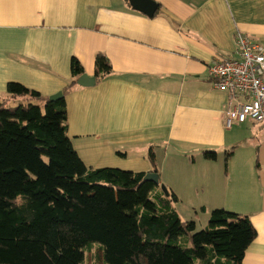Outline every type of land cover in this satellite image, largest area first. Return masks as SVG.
<instances>
[{"label":"crops","instance_id":"1","mask_svg":"<svg viewBox=\"0 0 264 264\" xmlns=\"http://www.w3.org/2000/svg\"><path fill=\"white\" fill-rule=\"evenodd\" d=\"M153 1L149 16L134 0H0V99L12 82L61 92L74 57L95 76L104 54L112 73L66 96L69 135L84 163L148 173L153 152L161 177L163 148L165 157L169 149L187 156L175 164L212 196L195 205L249 215L257 237L243 264H264V124L227 127L228 94L208 68L237 55L238 31L264 45V0ZM208 150L217 160L204 157Z\"/></svg>","mask_w":264,"mask_h":264},{"label":"trees","instance_id":"2","mask_svg":"<svg viewBox=\"0 0 264 264\" xmlns=\"http://www.w3.org/2000/svg\"><path fill=\"white\" fill-rule=\"evenodd\" d=\"M112 71L98 53L97 82ZM84 73L74 57L61 98L12 82L0 99V264H85L94 241L108 264H243L257 237L249 215L216 208L198 230L175 209L179 196H166L147 172L84 163L66 104ZM150 159L159 172L153 152Z\"/></svg>","mask_w":264,"mask_h":264},{"label":"built area","instance_id":"3","mask_svg":"<svg viewBox=\"0 0 264 264\" xmlns=\"http://www.w3.org/2000/svg\"><path fill=\"white\" fill-rule=\"evenodd\" d=\"M237 55L210 64L209 75L217 89L228 94L226 125L248 120L264 124V45L249 34H235Z\"/></svg>","mask_w":264,"mask_h":264},{"label":"rangeland","instance_id":"4","mask_svg":"<svg viewBox=\"0 0 264 264\" xmlns=\"http://www.w3.org/2000/svg\"><path fill=\"white\" fill-rule=\"evenodd\" d=\"M173 150L174 149H169L170 154L167 155V157H165V149L163 148V151L161 150L162 156L159 161L161 184H164L170 192L171 189H174L175 191L179 190L177 192L181 197V201L174 203L175 208L183 220H194L197 223L198 230L203 229L208 224L213 208L207 211L203 210L201 205H195V199L211 200L212 196L207 192H204L201 188L196 191L194 188L195 180L192 175L193 171L185 169L181 164H175L177 162L187 160L186 158L188 157H171V152ZM251 153L255 156L254 150H251ZM212 183L218 185L215 177L213 178ZM161 190L163 191L162 188ZM228 211L236 212L234 210ZM99 246L101 247V251ZM84 251L85 264H108L104 258L103 246L100 242L94 241L89 243L84 248Z\"/></svg>","mask_w":264,"mask_h":264},{"label":"water","instance_id":"5","mask_svg":"<svg viewBox=\"0 0 264 264\" xmlns=\"http://www.w3.org/2000/svg\"><path fill=\"white\" fill-rule=\"evenodd\" d=\"M135 2V7L138 9H141L145 11L149 16H152L157 8V4L153 0H134ZM78 84L82 86H93L96 84V77L95 76H89L87 73L82 74L79 79H78ZM63 96L62 91L58 92L56 94L51 95L50 97L54 99H59ZM146 180H150L155 182L157 185H160L163 191L167 196L170 195V191L168 188L164 185L161 184L160 181V176L158 172H148L145 176Z\"/></svg>","mask_w":264,"mask_h":264}]
</instances>
